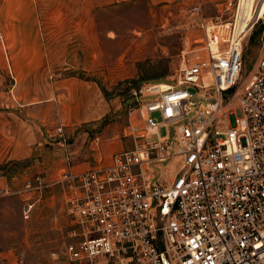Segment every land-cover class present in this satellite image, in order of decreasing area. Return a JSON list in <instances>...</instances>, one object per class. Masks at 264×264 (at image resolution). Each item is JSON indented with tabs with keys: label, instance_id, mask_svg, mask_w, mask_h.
Returning a JSON list of instances; mask_svg holds the SVG:
<instances>
[{
	"label": "built area",
	"instance_id": "built-area-1",
	"mask_svg": "<svg viewBox=\"0 0 264 264\" xmlns=\"http://www.w3.org/2000/svg\"><path fill=\"white\" fill-rule=\"evenodd\" d=\"M183 1L201 11V0ZM208 26L204 55L172 84L131 90V149L88 170L68 162L57 181L70 218L66 263L264 264V38L247 70L250 31L220 41ZM43 188L40 176L16 190L5 181L0 197L25 195L28 214Z\"/></svg>",
	"mask_w": 264,
	"mask_h": 264
},
{
	"label": "rangeland",
	"instance_id": "rangeland-1",
	"mask_svg": "<svg viewBox=\"0 0 264 264\" xmlns=\"http://www.w3.org/2000/svg\"><path fill=\"white\" fill-rule=\"evenodd\" d=\"M239 2L201 0L195 13L194 2L183 0H0V120L29 119L44 132L68 117V131L88 125L95 133L117 122L121 150L131 149L132 140L125 137L129 110L137 106L131 90L172 84L183 64L204 55L207 24L220 41L232 37ZM257 2L252 0L250 14ZM222 25L228 27L219 33ZM263 38L264 18L243 40L247 70ZM112 98L121 103L116 114L107 101ZM167 135L163 129L161 137ZM176 169L175 164L161 171L162 179ZM19 178L9 181L13 190L24 184ZM20 202L17 194L0 197V218L6 205L7 226L16 227L19 220L21 264H68L62 250L69 241V216L49 205L25 214Z\"/></svg>",
	"mask_w": 264,
	"mask_h": 264
},
{
	"label": "crops",
	"instance_id": "crops-1",
	"mask_svg": "<svg viewBox=\"0 0 264 264\" xmlns=\"http://www.w3.org/2000/svg\"><path fill=\"white\" fill-rule=\"evenodd\" d=\"M67 80L68 78L63 81ZM107 101L115 106V109H110V112L116 114L121 108L120 101L117 98ZM40 126L42 125L29 119H19L15 122L9 119L0 120V183L19 176L23 183L26 181L35 183V177L40 176L44 182V188L34 190L30 194V202L34 208L32 210H37L39 206L49 205L55 212L60 213L62 210L68 217L64 190L57 182L65 169H68V162H71L75 171H82L92 169L101 162L109 161L123 147L120 141L121 129L117 122H113L100 133H95L96 127L90 128L88 125V130L71 127L68 131V117L61 118L60 122H54L49 128L44 129V132ZM68 138H70L69 143ZM3 169L7 173H3L1 171ZM33 171L36 172L32 173ZM13 194L19 196L22 201L20 202L21 209L24 210L25 195L10 193V195ZM7 209L9 208L4 205L1 210L0 264H21L19 262L21 247L18 239L19 220L16 227L7 226L8 223L4 221ZM21 220L22 234L20 237L23 242L25 239L23 217Z\"/></svg>",
	"mask_w": 264,
	"mask_h": 264
},
{
	"label": "bare ground",
	"instance_id": "bare-ground-1",
	"mask_svg": "<svg viewBox=\"0 0 264 264\" xmlns=\"http://www.w3.org/2000/svg\"><path fill=\"white\" fill-rule=\"evenodd\" d=\"M252 0H240L239 7L237 11V18L236 23L233 28V41H239L241 40L242 36L245 33H248L254 25L257 23V21L264 18V0H258L257 6L253 8L252 14H250L248 7H250ZM222 27H228V26H222ZM222 27H218L219 33L224 32L222 30ZM164 87H167V85H163Z\"/></svg>",
	"mask_w": 264,
	"mask_h": 264
},
{
	"label": "trees",
	"instance_id": "trees-1",
	"mask_svg": "<svg viewBox=\"0 0 264 264\" xmlns=\"http://www.w3.org/2000/svg\"><path fill=\"white\" fill-rule=\"evenodd\" d=\"M102 91L104 92V94H106V95L108 94L106 89L102 88Z\"/></svg>",
	"mask_w": 264,
	"mask_h": 264
}]
</instances>
